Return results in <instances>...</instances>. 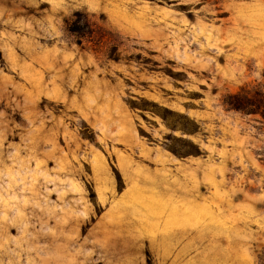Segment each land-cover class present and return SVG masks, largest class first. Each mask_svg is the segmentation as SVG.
<instances>
[{"label":"rangeland","instance_id":"1","mask_svg":"<svg viewBox=\"0 0 264 264\" xmlns=\"http://www.w3.org/2000/svg\"><path fill=\"white\" fill-rule=\"evenodd\" d=\"M264 0H0V264H264Z\"/></svg>","mask_w":264,"mask_h":264},{"label":"trees","instance_id":"2","mask_svg":"<svg viewBox=\"0 0 264 264\" xmlns=\"http://www.w3.org/2000/svg\"><path fill=\"white\" fill-rule=\"evenodd\" d=\"M229 109L241 112L247 116H259L264 130V92L253 94H232L226 102Z\"/></svg>","mask_w":264,"mask_h":264}]
</instances>
